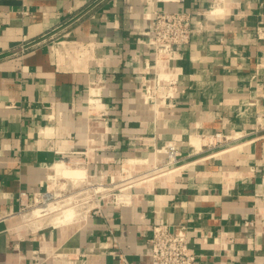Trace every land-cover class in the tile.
I'll list each match as a JSON object with an SVG mask.
<instances>
[{
  "label": "crops",
  "instance_id": "crops-1",
  "mask_svg": "<svg viewBox=\"0 0 264 264\" xmlns=\"http://www.w3.org/2000/svg\"><path fill=\"white\" fill-rule=\"evenodd\" d=\"M211 1L0 0V264H151L153 225L185 226L195 264H264V0L207 11ZM154 10L215 13L154 65L144 37ZM63 34L55 56L49 39ZM69 42L89 49L74 57ZM159 73L175 81L174 97L145 104L141 89ZM92 87L104 120L88 114ZM218 133L229 140L209 143ZM191 137L202 141L197 152ZM172 144L174 172L132 188L130 206L103 202L99 215L49 232L9 217L20 192L45 188L60 158L86 153L82 179L100 180L124 160L135 172L154 169L166 162L155 152Z\"/></svg>",
  "mask_w": 264,
  "mask_h": 264
},
{
  "label": "built area",
  "instance_id": "built-area-1",
  "mask_svg": "<svg viewBox=\"0 0 264 264\" xmlns=\"http://www.w3.org/2000/svg\"><path fill=\"white\" fill-rule=\"evenodd\" d=\"M18 1L21 2L22 6H24L25 0ZM221 4L222 0H212L207 11L215 9L217 8V5ZM21 14L24 15L26 12L22 11ZM194 15L195 16L187 12L164 13L157 10L153 11V25L151 31L146 33L144 37L145 44L150 46L153 50L154 65L162 60H171L175 51L187 46L190 43L193 34L202 31L204 26L203 18L206 17V12ZM67 36V34H63L60 40L53 38V36L50 37V51L53 55L56 56L59 54L58 47L64 45ZM67 48H69L70 54L74 53L81 56V54L84 53V49H89V46L88 44L85 46L80 43L69 42ZM167 80V83H165V80L160 79L159 76L156 75V77L152 80V85L144 86L141 89L143 103H151L154 106L157 98L162 101L173 99L176 92L175 81L172 79ZM91 91H94L93 95H91ZM100 91L101 90L97 87L89 88L87 91L86 104L90 117L104 120L108 117V112L102 107ZM260 118H262V116H257L256 119L260 120ZM257 128L263 129L261 124L258 125V122ZM42 131L43 130L39 132ZM228 140L229 137L222 136V134L218 133L209 138V143L213 142L221 145ZM164 147L166 148V159L168 164H177L180 159L178 146L172 144ZM55 154L59 155V152L55 151ZM86 156L87 154L83 153L79 159L69 161V159L64 160L60 158L59 161L65 163L69 167L83 168L86 165ZM47 189V185H45V188L42 191L32 194L20 192L18 194L19 209L16 214L9 217H22L28 211L32 213V211L35 210L34 208L37 209V207L42 209L41 207H43L47 202L45 201L44 196L47 194L56 195L54 193H50V190ZM118 191H120V189ZM118 195L113 196L111 205L130 206L132 204L131 193L127 192L124 199H117ZM56 199L57 196L53 197L50 201L55 202ZM88 214L99 215L100 206L98 205L95 208H92V210L89 209L83 216H87ZM148 243L150 245L149 258L151 264H195V256L188 252V241L185 226H179L178 228L170 231L164 225H153L150 236L148 237ZM59 255L63 256L62 254ZM63 260H66L65 256H63ZM119 260L122 263L125 262L122 256H119Z\"/></svg>",
  "mask_w": 264,
  "mask_h": 264
},
{
  "label": "rangeland",
  "instance_id": "rangeland-1",
  "mask_svg": "<svg viewBox=\"0 0 264 264\" xmlns=\"http://www.w3.org/2000/svg\"><path fill=\"white\" fill-rule=\"evenodd\" d=\"M134 165L136 164L128 163L127 160H124L118 166L117 176H109L105 179L102 178L100 180L87 178L84 181L81 180V181L72 182L71 180H64L59 177L51 178L50 180H48L46 184L48 188L47 190H50V193H54L57 195L56 202L63 200L65 198H71L70 205L73 206L74 210L78 215L77 220H79L83 215L86 214V211H88L89 209L92 210V208H95L98 205L101 206L103 202H109L111 204V202L113 201V196L118 195L120 193V191H118L119 189L128 188L131 186L129 189H127V192H129L132 190V188L138 186L139 182L148 179L149 177L166 172L172 169L173 167H175L177 164H168L166 159V162L164 164L157 165L155 166L154 169L145 167L148 165H143V164L142 166L139 165V168L142 167V169L136 172L133 171ZM71 168H76V167H71ZM51 175L52 172H50V176ZM50 183L54 185L52 186ZM48 185H51V187ZM95 189H99L100 193L94 192ZM29 212L30 211L26 212L24 214L25 216L23 215L22 217H17L21 226L27 228L29 232L30 231L49 232L51 230L52 227L51 219L55 217L54 215L52 216L48 215V216H42L36 218L32 217L31 219H29ZM28 219L29 221H27ZM57 254H60V252L54 251L50 254L51 256L49 257L52 258Z\"/></svg>",
  "mask_w": 264,
  "mask_h": 264
},
{
  "label": "bare ground",
  "instance_id": "bare-ground-1",
  "mask_svg": "<svg viewBox=\"0 0 264 264\" xmlns=\"http://www.w3.org/2000/svg\"><path fill=\"white\" fill-rule=\"evenodd\" d=\"M211 13H215V11L213 12H208L206 14V16H210ZM74 57H75V54H74ZM77 59V58H76ZM164 61H168V60H162V61H159L158 62V65L162 64L161 62H164ZM152 70V69H151ZM159 70V69H158ZM159 78L164 80L163 78H165V83H167V79H171V77L169 75H164L162 73H159L158 74ZM158 99V98H157ZM154 117V116H153ZM237 138V136H235ZM234 137V138H235ZM190 144H192V146L195 148V151L197 152L199 149H200V146L202 144V141L196 137H191L190 138ZM162 150H159L157 152H155V159L157 158H161V156L163 154L166 155L167 157V154H166V148L163 147L161 148ZM128 163H133L132 160H128L127 161ZM145 162V161H144ZM143 162V163H144ZM85 171L82 169V168H71L69 166H67L65 163L63 162H60L58 164L55 165V171H54V174H53V177L52 178H56V177H59L61 179H64V180H71L72 182H75V181H79V180H84L82 179V177L85 175L84 173ZM171 172H174L173 170H169V171H166V172H163V173H160L158 175H156L155 177L153 178H158L159 180L161 178H164L166 176H168ZM153 178H149V179H145L141 182L138 183V185H141V184H144L150 180H153ZM60 179V180H61ZM112 180V179H111ZM114 180V179H113ZM53 183V182H52ZM50 183L52 186L54 184ZM51 185H48L51 187ZM131 187V186H130ZM130 187L128 188H123V189H120V194L118 195L117 199H124V196L125 194L127 193V189H129ZM77 188V187H76ZM98 188V187H97ZM91 189V188H90ZM94 189V187H93ZM60 191V189H59ZM94 192H99V189H95ZM74 193V192H73ZM76 193V192H75ZM100 193V192H99ZM72 194V193H71ZM68 195V194H67ZM101 195V194H100ZM57 195H53V194H47L44 196V199L45 201H47L45 203V205L43 206L44 208L42 209H35L32 211V213L29 214V219H31L32 217L36 218V217H42V216H52L54 215L55 217H53L51 219V222H52V226L53 227H59V226H63V225H69L71 224L73 221H76L78 218H77V213L76 211L74 210L73 206H71L70 204V201H71V198H65L63 200H60V201H55V202H51L50 200L53 198V197H56ZM65 196V195H64ZM94 196V195H93ZM67 197V196H66ZM103 197V196H102ZM61 198V197H60ZM91 198V197H90ZM89 198V199H90ZM47 199V200H46ZM87 200V199H86ZM97 200V199H96ZM85 201V200H83ZM82 202V201H80ZM29 219L27 221H29ZM82 225V224H81ZM71 227V226H70ZM74 228V227H73ZM63 258V257H62ZM57 260H61L63 261V259H61L60 257L57 258Z\"/></svg>",
  "mask_w": 264,
  "mask_h": 264
}]
</instances>
